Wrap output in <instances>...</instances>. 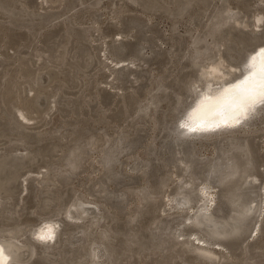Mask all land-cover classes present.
<instances>
[{
  "label": "rangeland",
  "instance_id": "rangeland-1",
  "mask_svg": "<svg viewBox=\"0 0 264 264\" xmlns=\"http://www.w3.org/2000/svg\"><path fill=\"white\" fill-rule=\"evenodd\" d=\"M25 1L0 0V158L3 160L4 153L11 151L0 166V191L6 194L20 191V200L13 215L15 224L1 223L0 229H13L17 232L18 241L27 244L29 240L33 246L30 257L25 247L26 253L22 260L16 263L11 260L8 264H83L89 238L94 239L93 248H97L96 264L239 263L225 247L227 242L240 241L241 229L237 225L234 234L208 248L198 241L189 221L180 225L182 230L189 229L190 246L200 250L206 248L212 253L211 258L186 248L187 235L184 233L176 238L165 236L170 233L176 219L185 215L186 210L162 209L164 202L165 206H169L168 192L176 178L174 169L156 172L155 176L151 172L161 168L169 154L168 143L171 140H177L178 144L191 143L197 151L209 154L211 148L220 141L224 143L228 138L250 136L264 149V104L249 119L248 125L183 136H178L179 130H168L175 109L182 105V113L206 81L205 78H210L201 74L203 66L217 63L219 71L226 73L227 77L240 73L239 58H235L248 44L264 35V0H48L47 3L34 0L33 7L26 6ZM223 6L229 10L224 13L228 18L220 23L223 14L218 10ZM198 21L199 26L196 27ZM123 26H128L127 35L121 31ZM152 29L160 32L162 43H142L152 34ZM50 32L56 33L51 46L63 38L68 41L69 52L59 70L41 74L29 91L19 93L16 105L23 104L29 110L36 111L40 109L47 91L57 82L59 87L45 115L33 113L22 118L18 112H23V107L20 106L18 112L12 109L19 80L12 79L8 72L14 67L23 73L31 72L35 67L34 60L28 63L24 54L41 47ZM100 36L106 37L102 39ZM139 36L142 39H137ZM200 36L203 37L201 41L195 39ZM15 39L22 40L9 47V41ZM134 41L139 43L142 63L132 65L108 54L110 51L125 52L126 47ZM213 41L218 44L211 48ZM72 44H85L90 53L93 52L95 59L91 64L82 65L73 57L74 52L70 51ZM170 46L165 66L159 69L155 57H164ZM201 47H207V50L194 54L195 49ZM54 60L60 63L59 56ZM141 71V77L138 76L137 82L132 83L134 73ZM120 72L134 74L125 77L130 88L110 85L111 79ZM149 74V80L154 83L151 92L136 96L133 88L145 82ZM186 74L193 76L187 81V78L182 80ZM156 83L161 85L154 89ZM90 95H96L98 100L108 95L110 102L106 106L99 103L93 107L92 102L88 101ZM134 102H138L140 110L132 118L122 116L120 112L131 109ZM71 104L74 105L73 111L63 115L62 109ZM114 124L123 127L129 134L133 131L144 134L149 130L146 146L139 147L126 157L123 167L127 176L140 178L139 182L131 185L129 191L134 200L128 205L127 217L132 220L118 229L120 220L117 218L121 217L120 214L102 201L86 195L84 182L96 178L100 173V168L93 164L80 180L64 187L59 196L65 199L68 191L76 196L82 195L88 202V212L91 214L95 210L99 215L97 220L85 227L89 216L72 219L64 218L60 213L56 216L60 225L50 242L47 238L32 239L30 223H33V234L40 223L54 222L51 219H39L42 204L38 183L43 167H35L44 159L56 158L60 154V145L75 137L83 125L106 126L111 130ZM177 126L181 127L178 123ZM182 131L188 133L184 129ZM149 149L156 152L151 154ZM26 168H29L27 172ZM261 169L264 174V163ZM22 178L24 181H21ZM244 184L247 195L257 196L256 200L263 197L264 206V182L262 194L259 190V195L251 188L258 187L260 181ZM262 209L260 217H255L257 232L256 229L249 232L254 234L244 240L247 251L251 246L257 254L264 252ZM249 217L254 218V210ZM167 222L169 224L166 226ZM102 229L106 230V234L99 240L98 233ZM64 231L71 235L72 240L63 241L62 244L59 242L58 245ZM193 236L195 240H192ZM5 237L4 234L0 239H8L17 249L15 242ZM243 264H264V259L256 256L255 260L246 259Z\"/></svg>",
  "mask_w": 264,
  "mask_h": 264
},
{
  "label": "water",
  "instance_id": "water-1",
  "mask_svg": "<svg viewBox=\"0 0 264 264\" xmlns=\"http://www.w3.org/2000/svg\"><path fill=\"white\" fill-rule=\"evenodd\" d=\"M54 1V0H51ZM42 3L48 2V0H41ZM28 7L35 6L34 0H26L24 3ZM229 10L226 6L219 8L218 12L223 14L220 23L225 22L228 16H225L224 13H227ZM191 16V15H190ZM234 16H230L232 18ZM195 26H199V21L195 23ZM123 35H127L129 33L128 26H123L121 28ZM55 32H50L44 38L41 47L34 49L31 52H26L24 57L28 63L34 60L35 67L31 72L23 73L17 69V67L10 68L9 72L12 79H18L19 84L14 91V102L12 103V109L15 112H18V109L23 107V112H18L19 116L22 118H26V115H32L33 113H38V116L45 115L47 110L51 107L52 98L55 95L58 87L59 82L54 84L50 90L43 96L42 101L40 103V109L29 110L26 108L25 105H16V98L17 95L23 91H29L31 87H33L39 80L41 74H47L50 70H59L60 65L62 64L63 60L65 59L66 55L68 54L69 50L67 47V42L64 41L63 38L59 39L56 44L52 45V38L55 36ZM106 36H100V38H104ZM137 39H142L139 36ZM161 34L157 29H152V34L148 37L147 40H144L142 43H162ZM196 40L201 41L203 39L202 36L196 37ZM22 39H15L9 41V47L18 44ZM27 42V41H26ZM25 42V43H26ZM257 43H264V35L262 34L260 37L256 38L253 42L248 44V47H245L241 50L240 54L236 59L240 58L243 55L245 49L254 47ZM217 41H213L214 48L217 45ZM170 46L168 48V52L166 51L164 57H155L156 62L159 65V69H162L165 66V62L167 60V54L170 52ZM61 48V49H60ZM73 50V57L76 60L80 61L82 65L84 64H91V62L95 59L93 52L90 53L87 46L85 44H76L71 45L70 51ZM207 47L196 48L194 54H199L200 52H205ZM108 52V51H107ZM106 53V52H105ZM110 56L116 59L126 60L127 63H131L132 65L142 63V58L139 54V43L137 41L132 42L128 47H126L125 52L114 53L112 51L108 52ZM210 54V53H209ZM60 57V63H55V58ZM166 57V58H165ZM211 57V56H210ZM204 58V57H202ZM96 64L97 61H94ZM135 74V75H134ZM118 73L116 78L111 79L110 85L119 88L125 86V88H130V85L126 78L129 75H134L132 78V83L137 82L138 76L141 77L142 71L139 73ZM192 75L186 74L182 76V80L186 81L192 77ZM126 77V78H125ZM151 74H149L148 79L138 85L137 87L133 88V91L136 96L140 97L141 95L148 94L151 92L152 84H154L149 78ZM185 81V83H186ZM155 88L157 89L161 83H156ZM38 98V97H37ZM88 101L92 102V106H96L97 104H102L104 106L108 105L110 102V97L108 95H103L100 100H98L96 95H90L88 97ZM138 102H134L131 109L128 111L120 112L122 116L125 117H134L136 112L140 109L137 106ZM264 104V98L262 99L259 104L255 107V110L251 112L247 117H244L238 123L232 126H223V127H216L211 129L209 132L225 130V129H232L234 127L240 125H248L249 119L258 113L261 109L262 105ZM144 108V107H143ZM74 105H68L66 108L62 109V114H68L73 111ZM142 109V108H141ZM182 109V105L179 106L174 114L171 116V124L169 131L171 130H179L178 136H183L186 134H201L205 132H197V131H190L188 133H183V129L177 126V116ZM147 130L144 134L138 133V131H133L129 134L123 127L114 124L111 126V130L106 126L96 127V126H87L83 125L78 132V134L67 140V142L62 143L60 145V154L56 158H47L44 159L41 164H38L35 168L43 167L41 172V178L39 181V197L41 198V208H40V218L39 219H51L55 222L56 229L60 225V222L57 220L56 216L60 213L63 214L64 218H72V219H82L85 216H89L88 223L84 226L86 227L89 224L94 223L97 220L98 214H96L95 210L93 213H89L86 209L88 202H86L85 197L82 195L76 196L74 193L67 192L65 199H60V191L72 183L75 180H80L82 175L86 174L89 171L93 164H96L100 168L99 175L89 180L87 179L84 182V189L85 193L88 196L93 197V199L100 200L103 203L112 207L118 214H120V223H118V229H122L124 223H128L132 219L127 217L128 212V205L129 203L134 200V198L129 193L130 187L132 184H135L140 181V178L129 177L123 170V167L126 162V157L134 153L139 147L146 146V139L148 136ZM208 133V132H207ZM103 138H107L109 140H117V151L113 157L108 162H103L99 158V151H100V144ZM231 139V140H230ZM60 140V139H58ZM169 147V154L165 158L162 163L161 168L152 170V175L155 176L156 172H162L163 170L174 169L175 177L180 173V169L182 168L181 163H187L189 166V171L196 175H201L203 171V165L205 162L210 161L211 159L220 156L221 154L225 153L226 151H231L237 155L239 162L242 164H246L247 168L250 172H253L255 177L254 178H238L231 183H227L225 181H221L214 175L205 177L206 184L213 187V191L215 194L214 202L207 209L204 214L197 213V205L194 200H186L183 195L181 194H174L173 189L175 187L176 178L171 186L169 195H171V201L169 206L164 205L162 209H185L186 213L180 219H176L177 221L173 223L171 231L168 235H165L169 238H176L179 234L184 233L187 235L185 247L188 248L191 252H195L198 254L205 255L209 258L212 257V253L208 251L206 248L210 247L211 245L216 244V242H221L227 236L234 234V230L237 229L235 226L237 225L239 229H241L240 234V241L238 242H227V249L232 257L236 258L239 263L234 264H243V262L248 259V261L255 260L256 256H260L264 259V252L262 253H255L252 251L251 246L249 247V251H247L246 245L244 244V240L252 236L253 234H249L246 228L247 221L251 218L249 217L250 213H245L242 215L243 212V202L247 197V187L244 184L247 183H256L260 181L258 187H252L251 189L257 194L260 190V194H262V185L264 182V174L261 169V166L264 163L263 153L264 149L260 147L259 144L254 142V139L250 136L245 138H228L226 142L220 141L218 144L214 145L211 148L209 154L201 153V151H197L191 143H177V140H171L168 143ZM72 150L73 154H76L75 163L71 170L67 173L62 172L61 170H57V164L61 162L64 158L65 154ZM149 153L156 152L154 149H149ZM11 151H6L3 155V160L0 158V166L2 162L5 161L4 157L9 155ZM2 160V161H1ZM182 161V162H181ZM29 168H26V172ZM25 173V172H24ZM205 176V175H203ZM24 181V178L21 179ZM194 189V188H193ZM142 189L141 191H144ZM20 191L16 192L15 194H6L0 191V224L7 223V224H15L16 219L13 218L14 213H16V207L20 200L19 196ZM148 195H151L148 193ZM259 195V193H258ZM261 196V195H260ZM263 199V197L261 196ZM264 208V206H263ZM161 210V208H160ZM263 211V209H262ZM262 213V212H261ZM261 215V214H260ZM259 215V217H260ZM243 216V217H242ZM242 218L245 220L242 221ZM147 221L152 222L153 220L148 219ZM146 221V222H147ZM189 221L192 225V228L195 230L196 236L199 238L198 241L205 244L204 249H198L196 247L190 246V237H189V229H180V225ZM149 222V223H150ZM33 224V223H32ZM30 223V236L34 240H40L33 236L32 234V225ZM169 224L168 222L166 223ZM117 229V230H118ZM258 230V226L256 232ZM6 232V233H4ZM255 232V233H256ZM4 234L7 238L12 239L15 244L17 245V256L12 260V263H16L22 260V257L25 255L24 248H27V255L30 257L33 253V246L31 243L26 244L25 242H20L17 240V232L13 229L11 230H2L0 229V236L3 237ZM106 234V230L102 229L98 233V237L101 240L104 238ZM5 237V238H6ZM147 237H145L146 239ZM196 238L193 236L192 240ZM201 239V240H200ZM48 241V239H46ZM72 237L70 234L62 233V238L58 241L60 244L63 241H71ZM49 240L48 242H50ZM94 239L88 240L87 247L84 251L85 261L83 264H96L95 258L97 256V248H93ZM69 244V243H67ZM67 248V247H65ZM53 264V262H50Z\"/></svg>",
  "mask_w": 264,
  "mask_h": 264
},
{
  "label": "bare ground",
  "instance_id": "bare-ground-1",
  "mask_svg": "<svg viewBox=\"0 0 264 264\" xmlns=\"http://www.w3.org/2000/svg\"><path fill=\"white\" fill-rule=\"evenodd\" d=\"M249 49H245L238 60L240 73L237 75L227 77L226 73L219 71L217 63L203 66L201 74L210 78H205L206 81L201 85L202 87L194 94L183 112H180L177 116L178 125L186 132H189L190 128L197 129V132H209L216 127L232 126L247 117L255 110L257 104L262 101L264 97L257 95L254 103L251 100L244 102L242 105L243 110H241V107H237V101L242 93L235 86L240 84L251 72L259 70V59L257 68L254 69L248 65L250 58L258 50L264 49V45L258 44L251 51ZM257 92H259V89H257ZM117 149V140L103 138L99 151L100 160L103 162L110 161L113 159ZM75 159L76 154L74 155L72 150L68 151L61 162L56 165L57 170L65 173L69 172L75 163ZM181 164L183 166L177 175L173 193L181 194L186 200L190 201L195 198L198 214H204L215 198V194L212 192L213 187L206 184L205 177L214 175L227 183H231L238 178L255 177L254 173L248 170L247 165L239 162L237 155L231 151H226L220 156L205 162L201 173V175L205 176L193 174L189 171L187 163ZM255 197L257 198V196L249 194L243 202V216L245 213H251L254 210V218L251 217L246 224L248 233L255 231V217L260 214L263 207L262 199L256 200ZM170 199L171 195L167 199L168 205L170 204ZM55 229V222L44 221L34 229L33 235L36 238H47L49 241L53 238ZM7 240L0 239V264H8V261L13 260L17 256V249Z\"/></svg>",
  "mask_w": 264,
  "mask_h": 264
},
{
  "label": "snow or ice",
  "instance_id": "snow-or-ice-1",
  "mask_svg": "<svg viewBox=\"0 0 264 264\" xmlns=\"http://www.w3.org/2000/svg\"><path fill=\"white\" fill-rule=\"evenodd\" d=\"M258 59L260 64L259 70L251 72L240 84L235 86L242 93L237 101V107H241V110H243L242 105L245 101L251 100L254 103L257 95L264 97V49L258 50L257 53L250 58L248 66L254 69L257 68ZM257 89H259V92H257ZM189 130L196 131L197 129L190 128Z\"/></svg>",
  "mask_w": 264,
  "mask_h": 264
}]
</instances>
